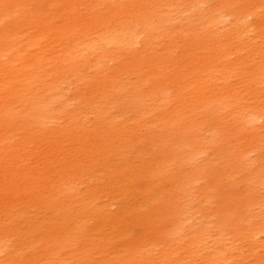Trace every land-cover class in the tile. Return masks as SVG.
I'll use <instances>...</instances> for the list:
<instances>
[{
  "label": "rangeland",
  "instance_id": "374dc122",
  "mask_svg": "<svg viewBox=\"0 0 264 264\" xmlns=\"http://www.w3.org/2000/svg\"><path fill=\"white\" fill-rule=\"evenodd\" d=\"M56 1L33 4L35 16L59 22ZM249 1L247 10L228 11ZM99 12L111 18L112 28L132 20L142 41L125 60L106 46L109 76L140 52L148 57L139 74L119 77L123 87L106 101L82 95L96 77L94 66L63 78L49 75L48 67L43 75L46 59L64 57L62 46L48 47L40 65H30L33 47L21 60L29 63L12 80L30 84L16 98L40 101L49 118L41 129L19 125L5 136L15 133L17 165L47 171L55 190L40 198L38 188L34 200L29 193L16 200L10 190L6 197L0 192V264H8L15 251L22 264H130L134 251L135 264H264V0H111ZM131 13L136 16L129 18ZM138 17L156 29L150 40ZM95 23L89 40L102 26ZM19 24L25 43L35 31ZM168 51L189 74L170 77V69L165 77L152 76L148 59ZM0 88H6L1 81ZM24 103L16 101L12 111L26 113ZM123 126L132 147L117 139ZM109 130L116 135L103 146ZM102 147L109 152L98 154ZM18 185L9 187L20 193L25 184ZM54 192L59 202L51 209L47 201ZM108 213H121V221L109 222ZM71 216L82 218L86 231L75 229L56 242ZM38 222L46 226L37 229ZM27 230H33V241L23 240ZM46 238L56 242L51 252Z\"/></svg>",
  "mask_w": 264,
  "mask_h": 264
},
{
  "label": "bare ground",
  "instance_id": "6f19581e",
  "mask_svg": "<svg viewBox=\"0 0 264 264\" xmlns=\"http://www.w3.org/2000/svg\"><path fill=\"white\" fill-rule=\"evenodd\" d=\"M110 1L111 0H58L54 2L55 6H53L56 10L53 14L59 20V22H57L52 18L45 21L46 17H42V13L41 15L37 13L35 16L36 13L32 8L33 4H45L49 6L50 3L45 2V0H0V4L4 5L3 9H0V76L8 75L11 77L4 80L0 79L2 84L6 86L4 91L0 88V192L4 194L5 197L6 193L10 190L11 195L14 194L17 196L16 200L20 199V194L22 193H29L30 200H34L38 188H40L38 194L40 198H42L41 192L44 190H50L51 188L55 190V185H53L52 181H49L47 171L32 172L30 169L26 168V165H17L16 160L20 156L19 147L11 140L15 133L5 136V134L10 131V127L11 130H15L19 125L41 129L43 127L42 120L44 118H49V115H45L40 111L42 106L40 101L34 99L26 101L27 99L16 98L17 92L27 91L30 83H24L23 79L14 81L12 80V76H15L18 72L21 74L22 68L28 65L29 61L27 65L25 63V66H23L21 60L24 59L23 61H26L27 53L31 51L32 47L36 48L37 51L35 52L36 54L29 55V60H32L30 65H35L37 61L40 65L42 61L41 55L46 53L48 47L52 48L57 45L64 47V57L62 59L58 55H53L46 59L43 75L47 72L48 67L52 68L48 73L49 75H51L52 72H56V74L58 73V78H63L71 75L78 67L84 65L94 66L96 77H92L94 79L89 80L88 89L82 92V95L87 97L94 95L97 96L96 98L99 100H114L117 92L123 87L118 81L119 77L125 72L139 74L138 72L141 69L143 60L148 57V55L143 52L136 54L131 61H122L118 66H114L115 75L113 76H109V72L105 69L104 58L108 56L106 46L113 45L115 47L114 50L123 57L129 53L134 54L137 51V44L142 42L139 41L138 33L135 32V29L130 24L132 20L128 19L125 25L120 28H112L110 26L111 18L99 12L101 5L109 3ZM253 2L254 1H249L247 3L242 2L238 6L235 4L230 7L228 11L233 8L234 13H236V11L240 12L241 10H247L251 8ZM94 6H97V8ZM218 11L223 12L225 10L219 8ZM134 16H136V14L131 13L128 17ZM239 18L238 16L236 19ZM97 20L102 26L100 25V29H97L96 38L94 40H89L88 34L99 24L95 25ZM136 20L150 32V37L147 39L150 40L152 35L156 33V29L145 21L141 22L139 17ZM19 21L23 22L24 29H33L35 31V33H31L27 36L25 43H22L20 35L22 31L18 29L20 25ZM27 45L30 46L26 47ZM166 55L167 57L158 58L150 56L148 59L153 67L152 76L154 78L170 75V69L173 71L171 73L173 75L170 77L183 78L185 74H189V72L181 71L176 67L177 59L173 58L169 51ZM78 56H81V59L85 62L80 63ZM184 57H186V55ZM123 58L125 60L128 57ZM17 64H21L19 69L15 68ZM43 83V79H40V85ZM198 84L200 85V91L204 92V79H201ZM162 85L163 83L160 87ZM45 86H50V83H45ZM15 100L22 103L26 102L28 111L22 115L12 111L13 105L16 103ZM143 104L147 107L144 102ZM158 106L160 110H165L163 109V100L160 99L158 101ZM31 109L32 111H30ZM70 117L72 121L75 120L74 115H70ZM113 127L116 128L115 125ZM109 131V133L103 135V146H109L108 142L112 141V137L116 135L112 134L111 130ZM129 133L126 126H123L118 131L117 139L120 140L123 146L132 147ZM107 152H109V150L106 147H102L97 151V153L101 155ZM56 162L57 161H53V163ZM121 175H125L124 170L121 171ZM12 184H19L18 186L25 184V186L19 193L18 190L9 187V185ZM47 202L51 209H55L54 206L59 202V198L55 196V192ZM106 217H108L109 222L114 221L118 223L121 221L122 215L121 213L118 215L108 213ZM45 226V222H38L36 224V228L40 230ZM75 229H81V232L86 231L82 218L71 216L69 227L64 235L62 234L56 242L67 239L73 234L72 231ZM32 233L33 230H27L23 233V240L30 239L33 241ZM56 242H52L48 238L43 241L48 248V252H51V246ZM134 252V255H132L133 252H131V257L129 258L130 264H135L137 251ZM22 261L23 258L18 251H15L6 259L8 264H22Z\"/></svg>",
  "mask_w": 264,
  "mask_h": 264
}]
</instances>
